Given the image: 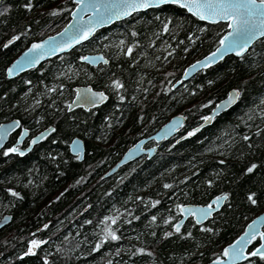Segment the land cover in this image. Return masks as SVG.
I'll list each match as a JSON object with an SVG mask.
<instances>
[{"label":"trees","instance_id":"trees-1","mask_svg":"<svg viewBox=\"0 0 264 264\" xmlns=\"http://www.w3.org/2000/svg\"><path fill=\"white\" fill-rule=\"evenodd\" d=\"M26 2L28 0H0V40L16 29L25 35L28 33L25 39L19 37L7 48L0 47V86L3 84L7 87L10 84L12 89L7 95L5 91L8 90L0 89V119L14 114L21 118L20 111H7L6 106L12 99L19 102L22 98L13 91L12 86H19L21 91L28 88L26 80H23L26 75L13 80L3 78L4 68L14 52L33 39L32 35L40 28L37 27L38 20L51 12L48 8L58 3L70 13L74 6L71 0H31L33 8L29 10L23 7ZM4 7H9V11L4 12ZM39 9L44 11L39 12ZM67 19L68 16L55 23L52 32L62 28ZM169 19V31L164 32L163 24ZM225 25L224 22H200L178 5L165 4L104 27L83 46L50 58L36 68L54 76L64 73L69 77L70 74L66 72L72 71L70 90L78 83L108 89L109 81L119 78L124 84L120 94L126 99L120 101L116 92L114 97L106 90L113 96V102L108 101L99 109L89 112L77 109L72 113L88 116L85 125L70 121L68 115L63 118L65 123L61 121L57 124V135L73 131L90 134L85 141L86 151L82 162L72 158L67 165H62L60 162L63 158L57 153L64 150L67 154V151L59 139L53 144L50 143L52 139H48L23 157L9 155L4 159L0 156V161H8L7 165L0 168V184L7 180L14 169L11 176L16 178V172L22 173L23 170L16 168L25 167V173L32 174L31 194L28 196L23 193L22 198L13 196L8 206L13 229L8 238L0 241V264H45V256L48 257V264H108L109 261L111 264H199L221 255V246L239 234L246 222L264 208V118L259 115V110H264V39L257 40L243 56H227L216 65L198 72L176 90H172L171 85L188 63L216 46ZM192 26L198 29V36L194 40L188 35ZM201 27L205 28L203 33L199 31ZM133 29L135 36L132 35ZM120 40L125 42L123 47L119 45ZM128 44H133L131 54H126ZM105 45L107 47L102 48ZM99 49H105L113 56L108 65L92 67L79 60L81 51ZM32 74L33 80L29 87H35L40 78L35 76V71ZM63 80L60 79L57 84H62ZM209 80L213 83L208 84ZM137 85L140 87L137 88ZM197 85L203 86L201 93L194 94V97L198 94V98L184 91ZM233 86L242 89L239 102L218 116L212 125L195 138L180 143L165 142L155 157L138 162L137 167L129 170L123 180H119L117 174L101 179L102 173L128 144L152 132L174 112L186 114V129L191 122L203 117ZM68 98L69 92L63 103ZM38 99V106L45 109L47 102ZM22 101L21 105L26 99ZM27 101L31 102L30 99ZM116 101L131 127H125L130 128L125 132L121 129L115 133L114 129L110 131L112 136L106 138L107 133L104 132L108 127L102 132L106 125L100 118ZM193 101L197 102L191 106ZM48 109L44 114L49 119L58 116L56 107L52 108L51 105ZM141 122L146 125H141ZM46 123L49 122L43 124ZM257 127L261 129L260 136L255 135ZM249 132L255 151H249L242 140L243 135ZM97 137L104 138L98 140ZM208 142L217 147L211 155L203 153L204 145ZM225 149L227 154H224ZM43 151L51 152L52 157L48 153L42 156ZM241 151L246 153L243 159L239 155ZM184 152L189 153L187 157H183ZM252 161L257 163V168L253 173L242 174V169ZM69 165L73 171L67 172ZM193 166H196L193 172H189ZM41 172H45V179L40 177ZM20 175L25 178L24 173ZM185 177L188 179L185 180ZM209 179L214 180L212 185L207 184ZM165 183L172 186L164 188ZM63 184H66L63 195L59 194V199L47 202L45 199L58 193ZM249 191L257 193L255 205L246 198ZM221 192L229 193L225 203H230L231 208L222 207L219 215H214L204 223L217 231H204L190 220L182 226L181 233L173 231L171 225L179 218L175 204L185 201L205 202ZM84 197L89 204L87 209L78 216L71 215L70 209L78 207ZM151 200H159V203L152 205ZM117 214L115 224H111V221L105 223L111 224L120 239L105 240L96 248V241L102 239L101 232L105 226L101 223L103 218ZM168 215L174 219L164 224ZM152 216H156L157 220L152 221ZM74 222L76 226L72 230ZM44 224L49 227L41 232L39 229L40 233L35 238L44 239L45 243L34 253L22 256L21 252H27V240L33 238L31 231ZM129 228L134 230L131 232ZM167 231L172 232V235L164 236ZM188 231H191V236L182 235ZM44 234L47 235L43 237ZM132 239L142 240L144 247L149 246L150 251L138 253L139 256L133 258L132 254L127 253ZM58 247L63 251H58ZM110 253L119 256L110 257ZM254 264H260L258 258Z\"/></svg>","mask_w":264,"mask_h":264},{"label":"snow or ice","instance_id":"snow-or-ice-1","mask_svg":"<svg viewBox=\"0 0 264 264\" xmlns=\"http://www.w3.org/2000/svg\"><path fill=\"white\" fill-rule=\"evenodd\" d=\"M165 3V0H94V3L84 4L83 0H75L76 8H72L71 12L73 15V21H69V26H66V29L63 33V40L58 38L61 36V33H57V39L49 37L47 41L33 42L31 47L26 50L25 54L18 58L17 61L13 62L11 66L7 68V75L13 76L16 74L17 70H22L24 67H33L35 63H38L40 59H43L44 56L50 55L53 52L61 51L62 49L71 48L73 44H76L80 41L86 40L96 29V27L102 23L110 22L114 18L128 16L134 12L139 11L140 9H147L154 5H160ZM171 3L181 5L183 8L187 9L189 13H192L194 16L199 17L203 21H211L213 23L224 21L226 22L225 28L222 29L216 46L213 51L208 52L207 55L203 56L202 59H197L193 64L189 65V69L195 70L196 68H205L207 69L211 65L215 64L218 60L223 59V54L228 52H235L238 56L245 52L251 44L257 38L264 39V0H171ZM23 7L25 9H32L33 3L31 0H28ZM70 7V6H69ZM79 8L82 11H86L88 8H91L94 12L92 17H89L86 22L84 17L81 15V12H77L76 9ZM4 12L9 11V7L3 8ZM65 11L64 8H53L49 15L55 16L58 13ZM171 24V19L163 24L162 30L164 32L169 31V26ZM30 27V25H29ZM199 31L203 33L205 31L204 27L199 28ZM132 35L135 36L136 32L133 29ZM189 37L193 40L196 37L193 33H188ZM17 35H12L10 39L3 45L7 48L8 45L12 44L13 41L17 40ZM175 39V36L173 37ZM134 43H136L134 41ZM125 42L123 40L119 41V45L123 47ZM107 47V45H105ZM133 51V44L127 45L126 54H131ZM175 49L173 48V52ZM185 52L188 51L187 48L184 49ZM79 60L90 62L92 64L98 63L100 60H103L104 64H108V59L105 58L102 54L98 55H81ZM135 62V61H133ZM189 69H185V72H188ZM64 75V73H61ZM27 83H31L28 81ZM179 83V81H177ZM208 84H212L213 81H207ZM109 87L113 88L116 91L118 99L124 101L126 97L120 94L124 89V84L119 78L111 79L109 81ZM59 87L63 89L64 84H60ZM140 85H137L139 88ZM175 87V85H173ZM49 92L54 91V89L49 88ZM147 92V89H144ZM168 91V89H165ZM242 89L240 87L232 88L227 94L226 99L220 101L213 108V113L219 111L220 109L226 108L231 105L241 96ZM7 95V93H5ZM109 97L104 89L94 90L91 86L86 88H77L76 89V99L69 102L65 101V104L69 106L75 104H83L86 107L92 108L96 105L103 103ZM135 99V97H133ZM33 103H37L34 101ZM209 104L212 103L211 100L208 101ZM264 103V101H262ZM204 105H201L203 107ZM117 108L120 107L118 104ZM259 115L264 118V110H259ZM210 118H213L212 114L206 115L203 117V120L208 121ZM42 119V117L40 118ZM105 120L108 121V126L111 125V121L108 117H105ZM179 121L176 118L164 126L162 131L163 134H167L169 130H172L176 127ZM20 123L19 120L14 121L8 125H0V144L6 139L7 132L10 131L15 125ZM202 126V125H201ZM50 131H54L51 126L45 129L43 132L38 133L36 136H33L31 139L32 144H36L38 140H43ZM197 129L193 128L187 133L188 136H191ZM28 132V129L25 128L21 132V136L25 135ZM252 134L243 135L242 140L246 142L247 149L249 151H255V145L250 140ZM255 135H261V129L259 127L255 130ZM104 137H97V139H103ZM133 147H136L135 145ZM27 149H21L19 143L13 144L10 147L3 149V154L8 156L10 153H19L21 156L24 155V152ZM211 149H209L210 151ZM73 151L79 153L80 141L79 139L73 141ZM48 155L52 157V153L49 152ZM241 159L246 155L244 151L239 153ZM55 157H53L54 159ZM77 160L81 159L80 155H76ZM223 164L224 161H221ZM257 168V163L252 161L249 162L243 169V173H253ZM185 180L188 177L184 178ZM79 182V181H78ZM214 183L213 179L207 180L208 185ZM172 185L165 183L164 188H170ZM7 191L11 193L14 197L22 198V194L19 191H16L14 188H8ZM63 195V193H61ZM257 193L249 191L247 193V200L251 204L255 205L257 203L256 199ZM60 197L57 196L56 199ZM229 193L221 192L220 194L214 196L212 200L201 206H197L195 209L192 205L177 203L174 205L178 213L190 214L196 218V224H199L201 229L210 233L217 231L214 227L205 226L202 221L208 220L209 217H212L215 213L219 215V212L222 210V205L224 209H230L231 204L225 203L228 201ZM137 199H140L137 197ZM151 199V198H149ZM159 203V200H151L152 205ZM118 215L114 217L105 216L101 223H104V229L101 232V240L96 241V248H99L101 243L105 240H119L120 236L117 232L111 227V224H115ZM137 218L138 217H134ZM10 219V217H9ZM174 218L172 215H168L167 218L163 221L164 224H168L169 221H172ZM152 221H156L157 217L152 216ZM111 221V224L105 222ZM90 221H85L89 223ZM183 221L181 219H176L171 227L177 233H181V225ZM43 228H48V224L42 225ZM155 235V233H153ZM164 236H171L172 232H164ZM185 236H191V231L182 233ZM67 239V237H65ZM253 242L255 244L253 245ZM45 243L44 239H38L33 237L28 241L27 252H21V255H27L29 253H34L37 248ZM249 245H253L250 250H246ZM58 251H63L61 248H57ZM95 250V249H93ZM150 250L145 247H136L135 251L132 252V255L135 256L137 253H145ZM119 252V250H117ZM251 257L252 259H249ZM258 258L260 264H264V215L258 216L255 219L251 220L244 231L236 236L231 243L227 244L223 249L221 255H217L215 260L211 264H237V261H244V264H254V260ZM45 264H48V257H44ZM111 264V261L108 262Z\"/></svg>","mask_w":264,"mask_h":264},{"label":"bare ground","instance_id":"bare-ground-1","mask_svg":"<svg viewBox=\"0 0 264 264\" xmlns=\"http://www.w3.org/2000/svg\"><path fill=\"white\" fill-rule=\"evenodd\" d=\"M65 1V0H64ZM73 2V0H71ZM58 4V3H57ZM54 5L53 8H57V7H60V8H64L65 11L61 12V13H58L56 14L55 16H52V15H49V12H47L41 20H38L37 22V27H40L39 29H36V31L34 32V34L32 35L33 36V39L31 41H29L27 44H25L22 48L20 47L19 49H17L15 52L14 50L17 48H15L12 53L14 52V56L11 58V61L6 65V67L4 68V76L3 78L5 80H13V79H17L19 78L20 76H25L26 77H23L24 79L23 80H26V82L28 81H31V83H27V89L26 90H20V87L17 86V85H14L12 87H14L13 91L16 92V94H20V96L22 97L21 100L18 102V100H14L12 99L11 102L6 106V110L7 111H15V112H19L20 111V115H21V118L17 117L15 114L14 115H9L3 119H0V125H4V124H8V123H13L14 121H17L19 120L20 123L18 125H15L10 131L7 132V136H6V139L3 141L2 144H0V156L4 159L8 158L9 155H17L19 157H23L29 153H31L37 146H39L40 144H42L43 142L47 141L48 139H52L50 140V143H54L55 140L59 139L61 142V144L63 145V149H65L67 151V154L66 152L63 150L62 153H57L58 156H60L61 158H63V160L60 162L62 165H67L69 163V160L70 159H74L76 160L77 162H82L84 160V155H85V151H86V143L85 141L87 140V138L89 137L90 134L86 133V132H83L82 134L78 133L77 132H74L73 133H69V134H66V135H57V133H55V130H56V127H57V124L59 122H64V116L68 115L69 116V120L70 121H75L76 124H80L82 122V125H85V122H87L88 120V116L86 117H82V116H79V114L77 115H73L72 113H75V110L79 109L81 111H84V112H89L90 110H95V109H99L103 104L107 103L108 101H111L113 102V96L115 94V90L111 87H108V89L106 87H104L103 89L106 91H108L111 95V96L107 91V95H108V99L105 100L103 103L99 104V105H96L95 107H92V108H84L83 106H74V107H70L68 104H66V106L64 105L63 101L66 99V97L68 96V92H69V98L67 101L71 102L73 100H75L76 98V89L77 88H81V87H84V85H91V84H88V83H78V84H75L72 86V90H70V83L72 82V71H70V73L66 72L67 74H70L69 77L63 75H56L54 76L53 74H49L47 71H43V70H37L36 68H38V66H40L41 64L47 62L49 59H47L46 61H43L41 62L39 65L37 66H33V67H28L26 69L23 70V72H18L16 73L15 75L13 76H8L7 75V68L13 63L15 62L22 54L23 51H25L33 42H38V41H41L47 37H50L52 36L53 34L57 33L59 30H61V28L57 31H53L52 32V27L54 26L55 23H57L58 21H62L63 19H65L67 16L68 18L70 17V13H69V10L66 9V7L62 4H58V5ZM74 7V6H73ZM53 8H48V10H52ZM181 8V7H180ZM183 9V8H182ZM185 10V9H184ZM44 11V9H39V12H42ZM186 11V10H185ZM71 12V11H70ZM143 12V11H141ZM187 12V11H186ZM139 13V12H138ZM136 14V13H135ZM134 15V14H133ZM196 18V17H195ZM38 19V18H37ZM198 21L200 22H205V21H202V20H199L198 18H196ZM69 19H67V22H68ZM65 22L63 24V27L66 25ZM208 23V22H206ZM191 33H193V35L196 37L198 36V29L194 26L191 27ZM99 31V30H98ZM31 33V32H30ZM28 34V33H27ZM27 34L25 35L23 32H20L18 29L16 30H13V33H11L9 36L5 37V38H2L0 40V47L5 48L3 47V45L7 42L8 39L11 38L12 35H17L18 36V39L19 37L21 39H25ZM17 39V40H18ZM91 39V38H90ZM87 40L86 42H83L81 44H79L78 47L80 46H83L85 43L89 42L90 41ZM16 41V40H15ZM13 41V42H15ZM11 45V44H10ZM9 46V45H8ZM106 46H102V48H104ZM77 48V47H75ZM73 48V49H75ZM72 49V50H73ZM71 51V50H70ZM107 50L105 49H99V50H96V51H81L80 54L82 55H85L87 53H100L102 54L105 58L108 59V64L110 62V60L113 59V56H111L110 53H107L106 52ZM115 52V51H114ZM12 53L10 54V57L12 55ZM68 53V52H67ZM117 53V52H116ZM65 54V53H64ZM62 55V54H61ZM59 55V56H61ZM227 56H230V55H227ZM226 56V57H227ZM57 57V56H56ZM236 57H241V56H236ZM222 61V60H221ZM89 66H92V67H98V66H106L108 64H104V62H100L99 64L97 65H92L88 62H85V61H81ZM210 68V67H209ZM208 69V68H207ZM35 71V76L37 75V77H40L36 86L35 87H29L31 84H32V80H33V77H32V72ZM204 70V69H203ZM32 71V72H31ZM202 71V70H201ZM200 72V71H199ZM50 76H51V80H50ZM75 76V75H74ZM66 78V79H65ZM60 79H64L62 81V84H64V88L61 89L59 87L60 84H57L58 81ZM110 79V78H109ZM122 81V80H121ZM176 83V80L173 81L172 85H171V89L172 90H176L177 88L181 87L184 83H179V84H175ZM173 85H175V87H173ZM5 85H1L0 86V89H5V90H8V91H5L6 93H9V91L11 92L12 89H11V85H6L7 87H4ZM10 87V89H9ZM91 87L94 89V90H100L101 88H95L91 85ZM203 86H192L190 88H186L184 91L187 92V93H190L192 95L193 98H198V94L201 93L203 91ZM51 88V89H54V91L52 92H49L48 89ZM232 88H235V86H233ZM232 88H230L229 90H231ZM228 90V91H229ZM176 93V92H175ZM198 93L195 97H194V94ZM228 93V92H227ZM226 93V94H227ZM226 94L221 97L220 99H218L214 105L210 108V110L204 115H209V113L211 112V110L216 106L217 103H219L225 96ZM39 96V97H38ZM39 99H38V98ZM115 97V96H114ZM201 97H199L198 100H200ZM26 99V102L24 104L21 105V103L23 102L22 100H25ZM27 99H30L31 102L29 103L27 101ZM37 99L40 101V99H44V102H47L46 104V108L43 109V108H40V105L38 106V101ZM239 99L240 97L238 98V101L236 102V104L239 102ZM197 100V101H198ZM34 101H36L37 103H33ZM197 101H193L192 105H195V103ZM59 102V105L56 106V104H58ZM119 103L116 101L114 102L113 106H111V108H108L107 112L105 114H103V116H101L100 120L102 123H104V125H106V127L102 130V132H104L107 127L108 129L104 132L107 133L105 135L106 138H109L110 136H112L111 132L112 130L115 129V133L116 132H119V130L123 129L124 132L125 131H129L130 128H126L125 127H131L130 124L127 123L126 120L127 117L121 113V108H117L116 106L118 105ZM235 104V105H236ZM52 105V108L56 107L57 108V111L59 112L58 116L56 115L55 118H52V119H49L47 115L44 114V112H46L47 110H49L48 108ZM234 105V106H235ZM190 106V107H191ZM233 106V107H234ZM189 107V108H190ZM42 109V110H40ZM224 113V112H223ZM222 114V113H221ZM220 114V115H221ZM179 115H183L185 117V121H183V123L179 126V128L177 129V131L171 135L169 138L167 139H162L160 141H155L154 139H151V140H147L144 145L142 146L143 149H147L149 147H152V146H158V148L156 149L155 153L153 155H151L149 158L147 157V153L145 154H142L140 155L139 157H135L131 160H128L120 165H118L117 167H115L118 162L123 158L124 154L127 152V150L129 148H131L136 142H138L139 140L143 139V138H147L149 136H151L152 134L156 133L160 127L165 124L171 117L173 116H179ZM220 115H217L215 116L211 123H207L206 125H203L204 124V120H203V117H201L200 119L194 121V122H191V124H189L187 126V128L185 129L184 127H186V121H187V117H186V114L184 112H174L172 115H170L163 123H161L156 129H154L152 132L146 134L145 136H141L140 138H138L137 140H135L134 142L128 144L123 150L121 153H119L118 157L114 160L113 163L110 164V166L102 173L101 175V179H105V178H111L112 176H114V174H117V176H120L119 177V180H123V178L126 176V174L128 173V171H132L133 169H135L137 167V165L139 164L138 162L146 159V160H149L153 157H155L157 155V153L160 151L161 147H163L164 143L165 142H171V141H174V143H180L182 142L183 140H186V139H190V138H195L199 133H201L206 127L210 126L213 124L214 120L220 116ZM78 116V117H77ZM42 117V119H40ZM73 117V118H72ZM105 117H108L109 120L111 121V125L108 126V121L105 120ZM98 120V119H97ZM97 120H95V124L97 122ZM66 121V120H65ZM44 122H49V123H46V124H43ZM100 122V121H99ZM141 125H146L144 122H141ZM202 125V126H201ZM49 126H51V128L54 129V131H50L48 133V135L43 139V140H38L36 144H32L31 143V139L33 136H36L38 133H41L43 132L45 129L49 128ZM197 126H201L196 132H194V134H192L191 136H187V132L192 130L193 128L197 127ZM85 127V126H83ZM118 127V130H116V128ZM27 128L28 129V132L21 136V132L24 131V129ZM80 128H82L80 126ZM53 137L55 139H53ZM79 139V141H81L82 143V147H83V152L82 153H77V152H74L72 149H73V141L74 140H77ZM114 140V139H113ZM197 142H201L200 140H197ZM16 143H19V147L21 149H27L25 152H24V155H20L19 153H10L8 156H5L3 154V149L4 148H7V147H10L11 145L13 144H16ZM109 143V142H108ZM107 144V143H105ZM205 144V143H204ZM210 144V145H209ZM208 145V146H207ZM217 147L215 144L212 145V142H208L204 145V151L203 153H206V154H209L211 155L213 150H215ZM57 149L59 150V147H57ZM209 149H211L209 151ZM227 149L224 150V154H227L228 151H226ZM57 152V151H56ZM182 152V151H180ZM48 152L46 151H43L42 152V156H44V154H46ZM189 153L187 152H184L183 153V157H187ZM76 155H80L81 156V159L77 160L75 157ZM2 160V159H1ZM68 160V161H67ZM8 161H0V168L7 165ZM60 165V164H59ZM115 167V171L113 172H109L111 170V168H114ZM196 166H193L191 169H189V172H193L192 170L195 168ZM17 169H21L23 170L22 173L20 174H25V178L22 177L18 172H16L18 174V176L15 178L13 176H11V174H13L15 172V169L13 170V173L10 174V176H7V180H4L3 182H1L0 184V187H2L3 189L0 188V221L5 217V216H8V220L0 227V241L5 239V238H8V234H11V230L13 229L12 226H11V220H12V214L10 211H8V206L10 205V201L11 199L13 198V195L11 193H9L7 191L8 188H14L16 191H19L21 192L22 196H23V193L28 195L29 196V193H30V190H31V186H30V181H32V174H27L25 173V167L24 168H16ZM19 171V170H18ZM26 171H27V168H26ZM70 171H73L72 168L70 167L69 165V169L67 172H70ZM40 177L44 178L45 179V172H41L40 173ZM70 174V173H69ZM72 174V172H71ZM23 179V180H22ZM0 181H2V179L0 178ZM43 181H46V180H43ZM45 184V182H44ZM5 191H1V190H4ZM66 189V184H63L62 185V188L58 191V193H56L54 196H48L45 200L48 202L49 200H53L54 198H56L59 194H61V192L65 191ZM62 192V193H63ZM6 194V195H5ZM31 194V193H30ZM216 196V195H214ZM210 197L208 200H206L205 202H189V201H185V202H180V203H183V204H199V205H205L207 203H209L212 198L214 197ZM80 204L78 205V207H72L70 210H71V215H75L77 214L76 216L80 215L81 213H83V211H85V209H87L88 205L87 204V198L84 197L82 198L80 201ZM223 207V205H222ZM264 211V208L261 209L260 211H258L256 214H254L247 222L246 224L252 220L257 214H260L261 212ZM179 214V218H181V215L180 213ZM214 215H216L215 213L213 214L212 217H210L208 220L212 219L214 217ZM10 217V219H9ZM78 218V217H77ZM187 220H190L192 221L194 224H196V221L193 220V216H188L187 219L184 221V223L181 225V228L182 226L187 222ZM207 220V221H208ZM206 221V222H207ZM205 223V222H204ZM203 223V224H204ZM245 224V225H246ZM197 226H200L199 224H196ZM75 222L72 224V230L75 229ZM49 227V226H48ZM245 227V226H244ZM243 227V229H244ZM39 229H40V232L43 231L45 228L41 226L39 227H36L34 228L32 231H31V237H35V236H38L39 235ZM242 229V230H243ZM129 230L132 232L134 229L133 228H129ZM241 230V231H242ZM173 231L175 232V230L173 229ZM47 234H44V236H46ZM239 234H237L236 236H238ZM236 236L232 239H230L229 241H227L225 244H223L221 247L222 249L229 243H231L232 240H234L236 238ZM134 237V235H133ZM142 237V236H141ZM28 242V240H27ZM255 244V242H253V245ZM252 245V246H253ZM251 246V247H252ZM136 247H144V244L142 242V240L140 239H132L130 240V245H129V248H128V252L129 254H132L133 251H135V248ZM220 247V246H219ZM251 247L248 249L250 250ZM150 247L147 246V249H149ZM119 254H114V253H110V257H118ZM139 256V254L137 253L135 256L132 255L133 258L136 259V257ZM215 258H210L208 259L207 261H204L202 263H199V264H207L209 262H212L214 261ZM244 263V261H241L240 263H237V264H242ZM143 264H147V263H143Z\"/></svg>","mask_w":264,"mask_h":264},{"label":"water","instance_id":"water-1","mask_svg":"<svg viewBox=\"0 0 264 264\" xmlns=\"http://www.w3.org/2000/svg\"><path fill=\"white\" fill-rule=\"evenodd\" d=\"M73 2H74V7H73V8H76L75 0H73ZM83 3H84V4H91V3H94V0H83ZM165 4H173V3H171V0H165V3L160 4V5H154V6H151V7L147 8V9H150V8H156V7H159V6L165 5ZM175 5H177V4H175ZM178 6L181 7V8H183L181 5H178ZM147 9H140L139 11L134 12V13L128 15V16H122V17L114 18V19H112L110 22H105V23H102V24L98 25V26L96 27L95 31H94V32H93V33H92V34H91L86 40H83V41H80V42H78V43H76V44H73V46H72L71 48L62 49L61 51L53 52V53L50 54V55H46V56H44L43 59H40L38 63H35L34 66L39 65L41 62L46 61L47 59H50V58H53V57L59 56V55L64 54V53H67V52H69L70 50H72L73 48L78 47L79 44H81V43H83V42H86L87 40H89L90 38H92V37L94 36V34H95L98 30H100V29H102V28H104V27H108V26H110L111 24H113V23H115V22L123 21V20L129 18L130 16H132L133 14L138 13V12H141V11H145V10H147ZM183 9H185V8H183ZM185 10L187 11V9H185ZM76 11H77V12H81V9L77 8ZM187 12H188V11H187ZM188 13H189V12H188ZM189 14L193 15L192 13H189ZM81 15L84 17V21H83V22H86L87 19H88L89 17H92V16L94 15V12H93V10H92L91 8H88L86 11H82V12H81ZM193 16H194V15H193ZM194 17H196V16H194ZM196 18H198L199 20H201L199 17H196ZM69 21H73V15H72V12H70V17H69V20H68V22L66 23V25H65L64 27H62L61 30H59V31L57 32V33H61V36L58 38L59 40H63V38H64V37H63V33H64L65 29H66V26H69ZM202 21H203V20H202ZM205 22L213 23V22H211V21H205ZM219 22H224V21H219ZM224 23H226V22H224ZM57 33L53 34V35L50 36V37H53L54 39H57V37H56V34H57ZM48 38H49V37L43 39V41H47ZM259 39H260V38H257V40H259ZM257 40H255V41L253 42V44H254ZM41 41H42V40H41ZM38 42H39V41H38ZM253 44H251V45L249 46V48L246 49L245 52L242 53V54L239 55V56H243L244 54H246V53L248 52V50L252 47ZM31 45H32V44H31ZM31 45H30L27 49H29V48L31 47ZM27 49H26V50H27ZM26 50L22 52L21 56L25 54ZM213 50H214V48H213L211 51H213ZM98 54H100V53H87V54H85V55H93V56H94V55H98ZM207 54H208V53H206L205 55H207ZM205 55H203V56H205ZM227 55L238 56L235 52H228V53H224V54H223V59H224ZM21 56H20V57H21ZM203 56H201V57H199V58H197V59H202ZM20 57H19V58H20ZM197 59H195V60H197ZM223 59H221V60H223ZM17 60H18V59H17ZM17 60H16V61H17ZM195 60L191 61L190 63H188V64L184 67L183 71L181 72L180 76H179L178 79L176 80V83H175V84H179V83L186 82V81H188L190 78H192L195 74H197L199 71L205 69V68H196L195 70L189 69V65L193 64V62H194ZM221 60H218L215 64L211 65L210 67L216 65V64L219 63ZM100 62L103 63V60H100V61H99L98 63H96V64H92V63H90V62H88V63H90V64H92V65H97V64H99ZM12 64H13V63H12ZM12 64H11V65H12ZM11 65H10V66H11ZM26 68H28V67H24L22 70H17L16 73H18V72H23V70L26 69ZM208 68H209V67H208ZM185 69H189V71H188V72H185ZM177 81H179V83H177ZM88 86H91V85H84V87H81V88H86V87H88ZM229 91H230V90H229ZM229 91H228V92H229ZM75 99H76V98H75ZM224 99H226V96H225L222 100H224ZM222 100H221V101H222ZM237 101H238V99L235 100V102L232 103L231 105L227 106L226 108L220 109L219 111H217V112H215V113H213V109H212L210 113L212 114V116H213V118H214L215 116L220 115L221 113H223V112L229 110L230 108H232V107L236 104ZM74 106H83L84 108H89V107L84 106L83 104H75V105H72V106H70V107H74ZM210 113H209V114H210ZM173 118H176V119L179 121V122L177 123L176 127H175L174 129H172V130H169V131L167 132V134H163V135H162V131H163V129H164V126L167 125V124H169V123L173 120ZM213 118H210L208 121H205V120H204L205 122H204L203 125H206L207 123H211V121H212ZM183 121H185V117H184L183 115H179V116H173V117H171V118H170L165 124H163V125L160 127V129H159L156 133L152 134L151 136H149V137H147V138H143V139L139 140L138 142H136V143L134 144L136 147H133V146H134V145H133L131 148H129V149L127 150V152L124 154L123 158L118 162V164H117L115 167H117L118 165H120V164H122V163H124V162H126V161H128V160H131V159H133V158H135V157H139L140 155L145 154V153H147V157L149 158L151 155H153V154L155 153V151H156V149L158 148V146L156 145V146L149 147V148H147V149H143L142 146L144 145V143H145L147 140H151V139H154L155 141H160V140H162V139H167V138H169L171 135H173V134L177 131V129H178L179 126L183 123ZM8 124H10V123H8ZM8 124H4V125H8ZM200 127H201V126H197V127H195V128L198 130ZM190 131H191V130H190ZM188 132H189V131H188ZM188 132H187V133H188ZM193 134H194V133H193ZM187 136H188V135H187ZM80 149H81L80 153H82V152H83V147H82V143H81V141H80ZM72 150H73V149H72ZM115 167H114V168H111V170H110L109 172H113V171H115V170H114ZM188 205H192L194 209H195L197 206H201V205H199V204H188ZM180 215H181V218H180V219L183 221V223H184V221L187 219L188 216H192V215H190V214H185V213H180ZM262 215H264V211L261 212L260 214H257L253 219H255V218L258 217V216H262ZM209 218H210V217H209ZM253 219H252V220H253ZM7 220H8V216H5V217L0 221V227H1V226H2ZM193 220L196 221V218H195L194 216H193ZM206 221H207V220H203L202 223H204V222H206ZM250 221H251V220H250ZM250 221H249V222H250ZM249 222H248V223H249ZM183 223H182V224H183ZM248 223H247V224H248ZM247 224L245 225V227L247 226ZM245 227H244V229H245ZM244 229L239 233V235L244 231ZM251 246H252V245H249L248 248H247L246 250H248ZM212 262H213V261H212ZM240 262H241V261H237V263H240ZM207 264H211V262H209V263H207Z\"/></svg>","mask_w":264,"mask_h":264}]
</instances>
